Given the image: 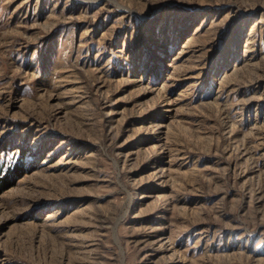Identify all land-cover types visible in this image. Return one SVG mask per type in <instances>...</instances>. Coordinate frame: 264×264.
<instances>
[{
  "label": "rangeland",
  "instance_id": "obj_1",
  "mask_svg": "<svg viewBox=\"0 0 264 264\" xmlns=\"http://www.w3.org/2000/svg\"><path fill=\"white\" fill-rule=\"evenodd\" d=\"M0 264H264V0H0Z\"/></svg>",
  "mask_w": 264,
  "mask_h": 264
},
{
  "label": "trees",
  "instance_id": "obj_2",
  "mask_svg": "<svg viewBox=\"0 0 264 264\" xmlns=\"http://www.w3.org/2000/svg\"><path fill=\"white\" fill-rule=\"evenodd\" d=\"M22 170L23 168H21V166L11 168L6 171L4 177H1L3 171L2 169H0V185L2 186V188L5 189L7 187L6 185L8 184V179L20 175Z\"/></svg>",
  "mask_w": 264,
  "mask_h": 264
}]
</instances>
